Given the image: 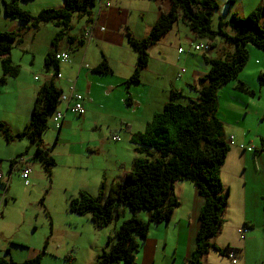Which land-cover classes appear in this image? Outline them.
Instances as JSON below:
<instances>
[{
  "label": "crops",
  "instance_id": "1",
  "mask_svg": "<svg viewBox=\"0 0 264 264\" xmlns=\"http://www.w3.org/2000/svg\"><path fill=\"white\" fill-rule=\"evenodd\" d=\"M227 3H229L228 5L232 4V7L226 10L224 17L218 18V22L228 20L232 14L246 16L257 7H264V0H234L232 3L227 0ZM238 3L241 4L240 8L237 6ZM62 6L61 4L48 8H61ZM169 7L168 1L160 0H99L97 8L94 11L93 23H95V27L92 37L85 40L86 31L92 24L87 26L85 19L79 18L74 22L73 31L75 33L70 34L79 37H83L84 35L82 47L71 53L70 47L68 48L64 41L59 42L61 43L60 47H58L59 43L57 44L55 51L57 53L68 52L71 56L70 63L58 64L57 74L60 76L62 73V76L59 78L55 77L54 81V76L52 77L54 72L52 74L51 70L46 74L44 73L43 79L44 82L52 79L54 87L61 94L65 95L69 93V88L73 86L75 92L83 98V117H77L70 113L65 109L63 104H58L56 108V110L64 112V119L60 129L56 131L55 143L59 142L61 131L70 129L73 125L72 122L75 119L78 120L76 133L79 148L73 153L67 152L68 159L73 160L77 165L90 167V165L94 164V160L98 157L97 155L100 150L102 149L103 151V148L106 146L104 135L102 137L98 134V137H92L94 139L87 138L88 135H93L96 130L99 131L100 125L97 124L105 121L106 126V116L112 117V121L114 122L112 131H109V134H113L109 137L111 142H119L120 138L116 135V132H124L127 142L132 145V136L145 130L153 115L159 112L166 103L165 100L168 99L169 92L171 90L179 91L174 87L177 81L175 73H173V79L169 77V69H176L177 72L178 64L176 62L179 63V55L185 53L183 49L181 53L179 52V49H181L179 47L181 30L178 26H173L171 31L162 36L158 42L148 49L147 67L141 73L140 83L136 84L144 88L142 92L143 96L140 95L136 99H134L132 94L128 96L129 84H125V81L132 74L136 62V54L127 43L126 32H129L136 39L146 37L157 20L160 10L166 12L169 10ZM182 25L187 46L193 43L194 40L198 42L204 41L194 39L189 29L184 24ZM101 28L104 30H101ZM228 33H230V30ZM175 45H177V48L179 47L176 57L174 53ZM52 50L54 49L50 46L47 52ZM94 51H98L99 55L95 56ZM227 53L231 54V50H228ZM9 58L12 60L11 56ZM103 60L107 62L112 73L108 75L93 73L92 70ZM121 64L127 65L120 68ZM62 65L68 66L69 71H71L69 73L71 78V75L75 74V82H72L70 77H66L68 75L67 71L63 74L65 70L62 68ZM205 65L208 66L207 70H209V65L206 63ZM262 71H264L263 68H259L256 74ZM148 73L152 74L151 86L149 87L147 86L148 83H146ZM205 74L194 72L192 74V81H189L192 84L186 83L185 86L195 85L197 79ZM0 77H2L1 65ZM35 78L33 77V81ZM161 79L166 81L172 80L169 92L165 91L164 87L159 89L153 86L152 81ZM35 81L38 82V80ZM93 82H96L95 92L92 91ZM240 82L243 83V81ZM124 85L126 86L127 97H125V90L123 95ZM40 86V83L38 85L31 84L29 78L26 81L22 70H19L16 77H5L4 84L0 85V96H12L13 98L11 109L0 107V113H2L0 122L4 123L12 134L15 135L23 132L28 125L36 93ZM235 87L236 85L229 88L227 84L223 90H219L217 93L216 116L222 127L227 123V113L229 111H236L237 104H235V100H241L247 107L250 105V100L246 97L248 95L237 91ZM248 88L250 87L248 86ZM251 90L260 99H264L263 90L259 85L253 87ZM223 91H228V112L225 108L221 107L220 95ZM114 92L115 95L113 94ZM234 93L246 97L248 100L243 101V98ZM98 96H102V98L98 99ZM113 99L115 101H112ZM0 104H3L2 101ZM52 116L53 113L51 120ZM259 118L264 121V110ZM246 124L238 121L237 126L233 129H240L241 134L236 135L237 137L233 135L224 137L229 145V151L220 170V181L227 189L228 196L221 229L212 241L216 248L222 252L210 250L203 256L201 264H233L230 257L235 259V264H264V153L259 152V142L260 140H264V129H258L257 131L255 129L253 131L254 128H251L250 130H246L242 126ZM251 132L252 134H250ZM43 134L41 135V141L43 148L46 150L48 144H45L43 141ZM116 136L118 137V141H113L112 138ZM84 138L88 140L85 141ZM230 138L232 139L230 140ZM0 139L2 138L0 137ZM109 139L106 136V143L109 142ZM25 140L27 139L15 140L11 143L17 141L22 143ZM2 141L4 140L2 139ZM4 143L6 146L11 144L5 141ZM81 144L84 146L83 149H81ZM241 145L244 146L243 149H241ZM24 148V151H17L7 159L9 162L7 176L11 171L10 161L12 159L19 157L25 159V164L21 166L27 167L29 170L31 168L30 162L38 159L35 157L36 151L33 145H25ZM131 151L135 155L134 145ZM113 155H116L117 159L113 157L110 161H112V168L116 175L106 178L105 170H100V181L96 183L97 194L101 182L103 183V199L109 195L113 183H120L123 180L131 169L136 157L135 155L129 167L127 160L124 161L118 154ZM1 167L2 161L0 160V170L2 169ZM22 167H17L13 170L9 179L10 183L15 175L19 176ZM2 175L4 176V174ZM3 184L0 182V186L4 190ZM9 186L10 184H8L6 193L3 195L4 198L9 190ZM174 195L179 202L178 207L174 209L168 222L151 224L149 226L148 235L140 243L138 252L135 255V264H186L187 260L191 257L195 248V236L199 228L198 217L203 206V198L197 193L193 184L187 180L178 181L174 184ZM4 198H1L2 201L5 200ZM119 210L122 214L125 208L120 207ZM6 222H9V219L7 220L5 212L0 210V225ZM117 228L115 226L109 235L108 233L106 234L105 245L108 237H113V233ZM105 245L101 249V252L105 248ZM10 246L11 249L3 245L0 246V258L6 257V251H8L9 257L12 259L13 249L22 248L18 243ZM2 253H4V256H2ZM99 254L97 253L94 256L90 264L95 262ZM66 260H70V258ZM17 262L20 263L21 260ZM70 264L73 263L70 262Z\"/></svg>",
  "mask_w": 264,
  "mask_h": 264
},
{
  "label": "trees",
  "instance_id": "2",
  "mask_svg": "<svg viewBox=\"0 0 264 264\" xmlns=\"http://www.w3.org/2000/svg\"><path fill=\"white\" fill-rule=\"evenodd\" d=\"M31 1L34 0H0V14L33 29L46 23H51L58 29L50 41L54 50L48 51L44 57V71L47 73L51 70L56 76L58 62L54 60V55L57 53V44L64 41L70 47V52L82 47L84 35L79 37L70 33L76 19L84 18L87 26L93 23L99 0H63L61 8L43 9L35 16L18 6V3ZM160 1H168L169 10H160L146 37L136 39L126 32L127 43L136 54V62L125 84L140 83L141 73L148 64V49L172 30L178 21L177 11H180L181 21L194 39L204 40L203 42L208 43L209 50L214 47L213 39L220 37L233 47V52L225 59L203 55L209 70L197 79L195 85L189 86L195 93L194 98H188L176 90L169 92L168 100L153 115L145 130L132 136L131 143L136 157L131 169L120 183L112 184L105 199L102 182L97 196L79 191L69 199L68 212L79 216L89 215L97 228L108 227L118 220L121 206L132 211L130 218L121 221L113 237H108L105 248L93 264H135V255L140 243L148 235L149 226L168 222L174 209L178 207L174 184L182 180L191 182L203 198L195 248L186 264H201L203 256L210 250L222 252L212 241L221 229L228 196L227 189L220 181V170L229 145L224 139L222 124L216 116L217 93L242 71L247 61V44L264 52V7H257L243 17L232 14L228 20L219 21L216 30H212L211 17L218 8L216 0ZM229 2L232 3L233 0ZM226 28H229L230 33L225 31ZM19 37V34L12 31L0 32V85L4 84L5 77H16L19 73L9 58ZM92 72L99 75L112 73L105 60ZM257 80L264 90V71L257 74ZM235 88L250 97L254 96V92L241 82ZM60 94L52 79L44 82L36 93L29 123L21 133L12 134L0 122V137L5 142L27 139L35 147V157L41 161L48 177L50 168L55 163L43 148L41 135L47 130L48 114L56 110ZM59 129L60 127L57 130ZM259 152L264 153V140L259 142ZM13 162L14 159L10 161L11 168ZM142 210L147 211L146 221L137 216L138 211ZM44 251L45 246L41 253L22 263H15L6 251V257L0 258V264H40Z\"/></svg>",
  "mask_w": 264,
  "mask_h": 264
},
{
  "label": "rangeland",
  "instance_id": "3",
  "mask_svg": "<svg viewBox=\"0 0 264 264\" xmlns=\"http://www.w3.org/2000/svg\"><path fill=\"white\" fill-rule=\"evenodd\" d=\"M4 1L7 2L8 0ZM216 2L218 8L211 17L210 27L212 30H216L218 18L224 17L226 10L232 7V4L228 5L229 3H227V0H217ZM61 4L63 5V0H34L26 3H18V6L20 9L22 8L21 10L27 11L35 16L43 9H49L48 7H56ZM237 6L240 8L241 4L238 3ZM177 13L179 17L174 26H178L181 30L179 47L185 50V53L179 55V63L176 62V64H178L177 72L176 69H169V77L173 79V73H175L177 81L174 87L182 91L184 96L194 98L195 93L190 89V85L188 87L185 85L189 83V81H192V74L194 72L203 74L208 72V66L205 65L203 55L225 59L228 56L227 51L231 50L232 53L233 47L224 39L216 37L213 39L214 47L207 52L201 53L191 51L190 46H192V44L195 45L202 42L194 40L193 43L187 46L186 37L183 35L184 28L181 21V13L180 11H177ZM57 30L58 29L51 23L40 24L37 29H33L27 24L7 19L2 13L0 14V32L12 31L20 36V39L14 44L10 51L12 66L16 67L17 70H22L25 80L27 81L29 78L30 83L33 85H38V83L42 85L44 83V73L46 74L44 71V57L47 53V49L50 47V41ZM225 31L228 33L229 28H226ZM71 33L75 32L73 31ZM60 46L61 43H59L58 47ZM178 48L177 45H175V57L177 56L176 52ZM246 49L248 53L247 61L236 79L227 83L229 88L237 85L240 81H243L247 87L249 86V90L259 85L256 73L259 68H263L264 70V52L256 49L250 44L246 45ZM94 55H99V52L94 51ZM126 65L127 64H121L120 68ZM62 68L65 70L63 74L67 71L68 75L66 77L69 78V73L71 71H69L68 66L62 65ZM182 69H184L185 72L182 74L181 78L178 79L177 73ZM28 75H30V77H28ZM74 75H71L72 78L70 77L72 82H75ZM53 76L54 75H52V77ZM60 76H62V73ZM33 77H36L35 80H38V82L35 80L33 81ZM151 78L152 74L148 73L146 77L148 87L151 86ZM54 79L55 77L53 81ZM171 82V79L169 81L161 79L152 81V84L155 88L161 89V87H164L165 91L169 92ZM95 83L96 82H93L92 87V91L94 92L96 90ZM225 86L220 88V90H223ZM143 89L142 86L129 84L128 96L132 94L134 99L140 95L143 96ZM124 90L125 97H127L125 85L123 86V95ZM262 93L264 94V90ZM113 94L115 95V92ZM234 94L238 95L237 93ZM220 96L222 103L221 107L225 108L228 112V91H223ZM238 96L243 98V101L248 100L246 98L248 97L250 105L247 107L241 100H235V104H237L236 111H229L227 113V126L224 125L222 127L224 137H228V135L237 137L236 135L241 134L240 129H233L237 126L238 121L240 123H247L246 125H242L246 130H250L251 128H254L253 131L255 129L256 131L258 129H264V121L259 118L264 110V99H260L255 93L252 98L250 96ZM100 98H102V96H98V99ZM12 99V96L3 97L1 95L0 102L2 101L4 105L0 104V107L11 109ZM112 101L115 100L113 99ZM1 115L2 113H0V117ZM51 115L52 113H49L47 117V130L43 134V141L45 144H48L46 150L49 156L55 160V166L50 169V177H48L41 161L35 159L33 162H30L31 172L27 179L28 185H24V181L20 177V174L19 176L15 175L11 183L10 181L8 182L10 186L5 198L3 196V189L0 186V200L2 201V196L5 199L2 203L0 201V210H3L7 220L9 219V222L0 225V244L9 247V249H11L10 245L16 243L22 246L21 249H13L11 257L15 263H18V260L23 262L35 257L43 251V247L45 246L40 264H70V262L73 264H90L94 256L97 253L99 254V252L101 253V249L105 245L106 234L108 233L109 235L110 231L115 226L118 227L122 220L130 218L132 211L125 207L124 212L120 214V218L113 221L109 227L97 228L90 221L89 215L79 216L70 214L68 212V201L70 198L75 197L79 191H86L92 196L97 195L96 183L100 181L101 177L99 171L105 170L106 178L116 175L112 168V161H110L113 157L117 159V156L113 154H118L124 161L127 160L128 166L130 167L131 161L135 156L131 151L133 145L127 142V137L124 132H116L120 140L116 143L111 142L109 137L113 134H109V131H112L114 122L112 121V117L106 116V126L105 121L97 124L100 125L98 128L100 132L96 130L93 135L87 136L89 139H94L92 137H98V134L102 137L104 135L106 146L103 148V151L99 149L100 152L97 155L98 157L95 158L94 164L90 165V167L77 165L73 160L68 159L67 152L73 153L79 148L77 145L78 136L76 133V124L78 120L75 119L72 122L73 125L70 129L61 131L60 140L55 143L57 128H55L51 121ZM250 134H252V132ZM106 136L109 139L108 143H106ZM87 138H84L85 141L88 140ZM25 145H30L27 140L22 143L18 141L11 143L8 147L4 141L0 139V160L2 161L0 173L4 174L5 178L8 177L7 169L9 167V162L7 159L17 151H24ZM83 147L84 146L81 144V149H83ZM243 147L244 146L241 145V149H243ZM250 149L252 148L250 147ZM138 216L142 221H146L147 211H138ZM2 256H4V253H2ZM67 258H70V260H66Z\"/></svg>",
  "mask_w": 264,
  "mask_h": 264
},
{
  "label": "built area",
  "instance_id": "4",
  "mask_svg": "<svg viewBox=\"0 0 264 264\" xmlns=\"http://www.w3.org/2000/svg\"><path fill=\"white\" fill-rule=\"evenodd\" d=\"M95 27V23H92V25L87 29L86 34H85V40H88L92 37L93 34V29ZM101 30H104L101 28ZM191 51L193 52H207L209 50V45L206 42L199 43V44H192ZM183 50L179 49V52L181 53ZM54 60L58 62V64H68L70 63V54L68 52H58L54 55ZM184 69H182L180 72L177 73V78H181L182 74L184 73ZM55 77L59 78V74H57ZM83 98L81 95L75 92V89L73 86L69 88V93L67 95L65 94H60L59 99H58V104H63L65 106V109L69 111L70 113L76 115L77 117H83L84 115V107L82 104ZM64 119V112L55 110L53 112L52 116V123L54 124L55 128H59L62 124V121ZM232 138H230L231 140ZM113 141H118V137H113ZM25 159L23 158H14V162L12 164V168L10 171V174L8 175L7 178H5L2 174H0V182L4 183V190H3V195L6 193V189L8 186V181L10 179V176L13 172L14 169L17 167H22L25 164ZM22 165V166H21ZM20 177L24 181L25 185H28L27 179L30 174L29 168L22 167L20 170ZM3 197V196H2ZM3 202V201H1ZM231 258V262L233 264L236 263L235 259L233 257Z\"/></svg>",
  "mask_w": 264,
  "mask_h": 264
},
{
  "label": "bare ground",
  "instance_id": "5",
  "mask_svg": "<svg viewBox=\"0 0 264 264\" xmlns=\"http://www.w3.org/2000/svg\"><path fill=\"white\" fill-rule=\"evenodd\" d=\"M25 185V184H24ZM1 201V200H0ZM229 257V256H228ZM229 259V258H228Z\"/></svg>",
  "mask_w": 264,
  "mask_h": 264
},
{
  "label": "clouds",
  "instance_id": "6",
  "mask_svg": "<svg viewBox=\"0 0 264 264\" xmlns=\"http://www.w3.org/2000/svg\"><path fill=\"white\" fill-rule=\"evenodd\" d=\"M55 77V76H54Z\"/></svg>",
  "mask_w": 264,
  "mask_h": 264
}]
</instances>
